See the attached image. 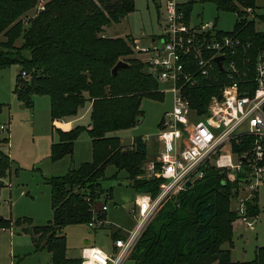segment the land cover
<instances>
[{
    "label": "trees",
    "instance_id": "1",
    "mask_svg": "<svg viewBox=\"0 0 264 264\" xmlns=\"http://www.w3.org/2000/svg\"><path fill=\"white\" fill-rule=\"evenodd\" d=\"M213 3L219 11L235 12L239 16L235 34L251 49L242 53L255 58L264 48V32L257 30L256 21H246L238 7L256 9V0H197ZM193 0L180 6L190 20ZM38 0H0V69L15 66L18 74L16 92L20 101L32 106V96H48L52 122L76 117L92 104L91 124L63 132L53 125L59 141L51 147V159L57 162L74 154L75 142L87 131L92 140L93 159L78 168H70L62 177L47 180L52 188L53 220L45 226H31L28 220L0 218V232L14 226L31 227L35 252L47 250L52 264H81L82 259L67 257L64 228L88 225L94 218H106L102 209L112 199L102 181L109 165L117 174L125 172L131 186L139 194L156 198L162 179L140 178L150 160L148 143L138 137L133 150L125 152L121 139L112 133L129 130L143 117V99L162 101L159 82L150 75L143 61L132 49L135 40L128 37H107L106 28L120 23L136 11L135 0H46L45 10L34 17ZM264 22V15L258 17ZM27 20V22H26ZM27 23V24H25ZM21 42L18 46L17 43ZM123 61L126 67L112 75L115 65ZM195 93L194 108L205 113L207 102L221 93V86L203 82ZM1 109V107H0ZM3 143L8 144L9 139ZM235 153L245 147H235ZM12 159L0 149V194L5 188L2 178L12 167ZM115 175L117 178L118 175ZM243 176L208 167L205 177L174 196L153 218L129 259L135 264H264V247L255 252L249 262L232 260L234 223L238 220L233 201L240 194ZM110 192L109 198L104 194ZM249 216L258 217V192L246 204ZM1 217V216H0ZM111 230L113 241L123 238L121 230ZM225 244L229 249H224Z\"/></svg>",
    "mask_w": 264,
    "mask_h": 264
},
{
    "label": "rangeland",
    "instance_id": "2",
    "mask_svg": "<svg viewBox=\"0 0 264 264\" xmlns=\"http://www.w3.org/2000/svg\"><path fill=\"white\" fill-rule=\"evenodd\" d=\"M135 1L136 11L120 23L107 27L105 36H131L139 40L142 47L154 46L152 39H156V45H159L164 39L167 4L170 0ZM175 1L178 4L188 2V0ZM193 1L190 16L192 26L201 23H215L220 31L230 33L235 30L239 20L237 13L219 11L213 3L201 4L197 0ZM39 6L37 5L26 19L34 17L39 12ZM242 9L243 7H238L239 14L243 13ZM255 11L258 17L264 15V0H256ZM258 17L256 19L257 30L264 32V25L259 26L261 22ZM3 40L4 38L1 37L0 41ZM20 44L21 42L17 43L18 46ZM135 56L143 61L138 54ZM17 69L15 66L0 69V149L13 161L6 177L1 179L5 188L0 194V216L12 220L13 223L18 220H28L32 223L31 226H45L53 220L52 188L47 180L62 177L68 173L70 168H78L82 163L91 162L93 159L92 140L87 131L83 132L75 142L74 154L54 162L51 159V147L59 141V138L53 133L50 98L34 95L31 98L32 106L26 107L16 92L19 80ZM146 71L151 75L148 69ZM171 88L168 83L159 84V91L163 93L164 99L162 101L143 99L141 104L143 117L139 124L129 130L112 133V136L121 139L125 152L135 149L136 138L142 137L147 141L150 160L145 164L144 173L140 175V178L148 179L145 168L160 151V144L157 140L160 126L165 113L171 112L174 106ZM82 116L83 118L77 124L88 127L89 115L82 114L80 117ZM190 120L196 122L194 117ZM1 126H5L6 130L2 131ZM4 139H9V143H3ZM116 174L117 169L109 165L102 181L103 189L113 193L112 199L109 198L110 192L103 195L104 198H109L106 202L108 208L106 218H98L97 212L94 211V218L91 222L94 227L74 225L64 228L68 258L81 259L82 250L85 247L97 248L111 256L115 249V241L111 237L110 228L112 229L113 226L115 230L120 229L123 236L121 239H126L128 234L135 230L137 219L133 211L137 205L138 195L125 172L118 173L117 178ZM258 199L260 214L254 221V229L244 227L239 221L234 223L235 228L239 230L236 232L233 226L231 251L233 249L235 261L233 258L232 260L234 262L253 261L256 250L264 247V182L258 188ZM169 201L170 199L159 207L156 215ZM238 207L237 202L233 201V208ZM31 226L28 224L14 226L8 231L5 230V233H0V264H52V256L47 250L35 252L31 234L24 230ZM240 231L244 232V239H238L237 234ZM223 248L229 249V245L225 244ZM131 254L122 264H135L134 260L129 259Z\"/></svg>",
    "mask_w": 264,
    "mask_h": 264
},
{
    "label": "built area",
    "instance_id": "3",
    "mask_svg": "<svg viewBox=\"0 0 264 264\" xmlns=\"http://www.w3.org/2000/svg\"><path fill=\"white\" fill-rule=\"evenodd\" d=\"M38 3L39 12L44 11L46 0ZM181 5L175 0L168 2L164 39L159 45L156 39L151 47H142L139 40L132 42L134 53L143 58L151 75L159 84H170L174 96L173 109L165 113L160 126V151L145 168L148 179L163 180L159 195H138L133 211L137 226L126 239L114 242L113 255L85 247L81 264H122L159 207L186 190L187 183L191 186L203 179L210 166L243 176L235 199L237 221L254 229L257 217L249 216L246 204L264 182V48L253 60L248 54L242 58L251 44L218 30L215 23L192 26ZM241 12L246 21L258 17L253 8L243 7ZM218 57H224L222 70ZM203 82L219 84L221 93L209 99L202 114L199 103L198 108L193 107L197 96L191 91ZM1 130H6L5 126ZM235 147L245 150L235 153Z\"/></svg>",
    "mask_w": 264,
    "mask_h": 264
},
{
    "label": "crops",
    "instance_id": "4",
    "mask_svg": "<svg viewBox=\"0 0 264 264\" xmlns=\"http://www.w3.org/2000/svg\"><path fill=\"white\" fill-rule=\"evenodd\" d=\"M83 110H84V112H83ZM86 110V111H85ZM91 111H92V104L91 103H88V104H86V106L84 107V108H82L80 111H79V113H78V115L76 116V117H73V118H67V119H64V120H61V121H55L54 123L52 122V124L56 127V128H58V129H62V130H65V131H70V130H72V129H74L75 127H77V126H80V125H78L77 123L83 118V116L82 117H80L82 114H84V115H89V117H91ZM83 112V113H82ZM90 124H91V120H90V123L88 124V127L87 128H89L90 127ZM53 125H52V128H53ZM77 125V126H76ZM81 126H83V125H81ZM86 127V126H85ZM53 133H54V130H53ZM56 134V133H55ZM56 136L58 137V135L56 134ZM59 140V139H58ZM147 142V141H146ZM245 227V226H244ZM234 228H235V224H234ZM6 231H8V230H6ZM5 230L4 231H1L0 233H5L6 232ZM235 231L236 232H238L239 230H237L236 228H235ZM11 235H13V233L11 232ZM238 239H244V237H245V234H244V232H239L238 234ZM88 244V243H87ZM114 251H115V249H114ZM68 252V251H67ZM114 253V252H113ZM234 257V253H233V249H232V258ZM233 260H234V258H233ZM235 261V260H234Z\"/></svg>",
    "mask_w": 264,
    "mask_h": 264
},
{
    "label": "water",
    "instance_id": "5",
    "mask_svg": "<svg viewBox=\"0 0 264 264\" xmlns=\"http://www.w3.org/2000/svg\"><path fill=\"white\" fill-rule=\"evenodd\" d=\"M223 61H224V57H218L217 59H216V62H217V64H218V66H219V68L222 70V64H223ZM127 66V64L125 63V62H123V61H120V62H118L116 65H115V67L112 69V75L113 76H116L117 74H118V72L120 71V69H122L123 67H126ZM17 72H18V74H21L22 72H23V70L21 69V68H18L17 69ZM220 99H222V96H220ZM190 187V184L189 183H187L186 185H185V188L186 189H188ZM1 219H2V217H0Z\"/></svg>",
    "mask_w": 264,
    "mask_h": 264
}]
</instances>
